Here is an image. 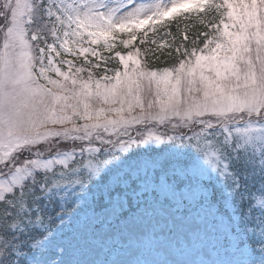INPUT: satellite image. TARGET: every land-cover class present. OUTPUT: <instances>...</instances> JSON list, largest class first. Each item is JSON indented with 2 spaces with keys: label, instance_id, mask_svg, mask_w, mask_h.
Returning a JSON list of instances; mask_svg holds the SVG:
<instances>
[{
  "label": "snow or ice",
  "instance_id": "obj_1",
  "mask_svg": "<svg viewBox=\"0 0 264 264\" xmlns=\"http://www.w3.org/2000/svg\"><path fill=\"white\" fill-rule=\"evenodd\" d=\"M183 12L203 47L94 78L91 45ZM0 39V264H264V0H0Z\"/></svg>",
  "mask_w": 264,
  "mask_h": 264
},
{
  "label": "trees",
  "instance_id": "obj_2",
  "mask_svg": "<svg viewBox=\"0 0 264 264\" xmlns=\"http://www.w3.org/2000/svg\"><path fill=\"white\" fill-rule=\"evenodd\" d=\"M214 15L215 14L212 12L207 14L198 13L196 15H184L155 26L154 29L149 30L146 43L140 45L144 52L145 60L156 70L162 69L166 65H176L179 59L184 57L183 53L185 49L190 52L193 47L196 49L197 47L201 48L203 45V36L199 34L208 31L205 27L208 21L216 22L214 20ZM202 19L204 20L203 24L201 23ZM185 36L187 37L186 40L184 38ZM160 42H163L166 48L162 50L159 49L158 44ZM177 48L180 49L179 52H177ZM102 56L103 55H101V57ZM99 60L100 62L98 64L100 67L96 69L98 78L100 77L101 67L105 66L110 70L116 67L114 62H110L107 56L105 60L98 58V61Z\"/></svg>",
  "mask_w": 264,
  "mask_h": 264
},
{
  "label": "rangeland",
  "instance_id": "obj_3",
  "mask_svg": "<svg viewBox=\"0 0 264 264\" xmlns=\"http://www.w3.org/2000/svg\"><path fill=\"white\" fill-rule=\"evenodd\" d=\"M135 2H137V3H146V2H148V0H135ZM216 2H220V0H216ZM199 13H205V12H199ZM196 14H198L197 12H183V14H181V15H177V16H175V17H173V18H165V21L163 22V23H165V22H168V21H171V20H173L174 18H176V17H180V16H184V15H196ZM215 21L216 22H218V17L215 19ZM163 23H158V24H156L155 26H157V25H161V24H163ZM153 28H150L148 25H146L145 27H144V29L142 30V31H140V32H138V34H137V40L136 41H134L133 42V44L132 45H130L129 47H127V48H125L121 43H120V41L121 40H123V39H128L129 37L127 36V34H117V36H116V40H115V46L112 48V50L111 51H109V50H106L105 48H104V46H103V41H101V43L99 44V45H91V47L93 48V49H95V51L98 53V55H96V56H93V55H91V54H88L87 55V59L89 60V61H91L92 62V64H98L99 62H100V60L98 61V58H101V60H105L106 59V56H107V58L110 60V62L111 61H113L114 62V64H115V68L114 69H117V68H119V69H121L122 70V65H120V63H119V59L117 58V57H115V52H117V51H119V52H121L122 54H127L129 51H135V49H139L140 50V55H139V57H138V59L140 60V62H141V64H142V66H144V67H146V68H148V69H151V70H156L155 68H152L150 65H149V63L145 60V56H144V52H143V50H142V48L140 47V45L141 44H145L146 43V40H147V37H148V32H149V30H152ZM145 33H146V35H145ZM185 38V37H184ZM144 40L145 42L144 43H141V40ZM186 40V39H185ZM183 41V40H182ZM48 42L49 43H51L52 42V39H51V37L49 36V38H48ZM140 42V43H139ZM0 43H2V39H0ZM163 45V46H162ZM41 46H43V44L41 43ZM83 46H85V47H88L89 46V44H88V42H87V38H85V42H84V45ZM58 47V46H57ZM201 47H203V45L201 46ZM158 48L159 49H164V48H166V45L163 43V42H160L159 44H158ZM192 48V47H191ZM194 48V47H193ZM192 48V49H193ZM197 49H200V48H198L197 47ZM58 50H59V47H58ZM189 51V50H188ZM190 52H191V50H190ZM54 57H55V53H53L52 54ZM101 55H103L102 57H101ZM184 58V57H183ZM182 58V59H183ZM55 59H56V61H59V60H72L77 66H82V67H85V68H88L90 65H88V64H86L85 63V59H84V57L83 56H81V57H79V59H77L76 57H74V56H72V55H65L62 51H61V55L59 56V57H55ZM180 60V59H179ZM46 62V61H45ZM179 62V61H178ZM178 64V63H177ZM176 64V65H177ZM176 65H174V66H176ZM57 66H59L60 68H61V70L62 71H67L68 69H67V66L66 65H63V64H57ZM173 66H165L164 68H162V69H165V68H172ZM96 69L97 68H93L92 69V71H93V73H94V78H98L97 76V72H96ZM105 69H109V68H106L105 66H103V67H101V71H100V77L101 76H104L105 74L106 75H108V76H113V71H111L110 69H109V71L107 72V73H105ZM73 71H74V69H73ZM96 72V73H95ZM49 75H52L53 76V78H56L55 77V74L54 73H49ZM81 75L85 78V79H87V75H88V73H87V71H85L84 73H81ZM153 92H154V88H153ZM144 98H145V100H148V99H151L152 97H151V94L146 90L145 91V93H144ZM147 127H150V128H154L155 130H157L158 132H165V131H168L169 132V134H171V129H170V126H168V125H152V124H150V125H148ZM144 128H145V126H143V125H133V127L130 129V133H131V135L134 137V138H139L138 136H137V131L139 130V131H143L144 130ZM123 139H127V137H123ZM63 147H67V145H64ZM141 147H145V146H141ZM156 147H158V148H160V147H163V145H158V146H156ZM225 221L227 222V215L225 216ZM66 235H67V237H68V239H69V241L70 242H72V243H75L76 241L75 240H73L72 238H73V236L75 235V231H74V229L70 226L68 229H67V231H66ZM184 248V241H183V239L181 238V249H183ZM181 249H177V246H176V244H175V242H173V245H172V251L175 253V255L178 257V258H188V259H197V260H199V259H208L209 257H207V256H203V255H196V251H195V249H191V248H189V249H187L186 251H181Z\"/></svg>",
  "mask_w": 264,
  "mask_h": 264
}]
</instances>
